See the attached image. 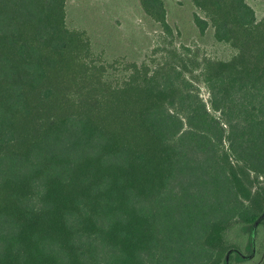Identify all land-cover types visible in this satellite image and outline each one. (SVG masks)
I'll use <instances>...</instances> for the list:
<instances>
[{
  "label": "trees",
  "instance_id": "trees-1",
  "mask_svg": "<svg viewBox=\"0 0 264 264\" xmlns=\"http://www.w3.org/2000/svg\"><path fill=\"white\" fill-rule=\"evenodd\" d=\"M190 1L235 51L202 60L207 100L174 53L102 58L65 0H0V264H241L264 246V18ZM138 3L172 34L162 0Z\"/></svg>",
  "mask_w": 264,
  "mask_h": 264
},
{
  "label": "rangeland",
  "instance_id": "rangeland-1",
  "mask_svg": "<svg viewBox=\"0 0 264 264\" xmlns=\"http://www.w3.org/2000/svg\"><path fill=\"white\" fill-rule=\"evenodd\" d=\"M65 1L68 28L84 31L94 52L100 53L102 58L109 62L119 59L140 65L156 61L161 56L159 51L174 53L182 60L186 76L198 87L203 100L208 99V93L199 77L202 60L210 57L227 61L235 54L228 45L214 41L211 28L199 33L193 23L196 9L190 0H162L167 23L172 29L170 36L163 34L143 14L138 0ZM245 1L257 20L264 18V0ZM228 239L233 241V231L228 233ZM239 246L242 254L248 255L244 244ZM263 247L254 258H247V262L241 264H258L264 253Z\"/></svg>",
  "mask_w": 264,
  "mask_h": 264
}]
</instances>
